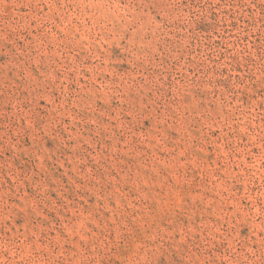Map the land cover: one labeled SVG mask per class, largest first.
<instances>
[{
	"label": "rangeland",
	"instance_id": "1",
	"mask_svg": "<svg viewBox=\"0 0 264 264\" xmlns=\"http://www.w3.org/2000/svg\"><path fill=\"white\" fill-rule=\"evenodd\" d=\"M0 264H264V0H0Z\"/></svg>",
	"mask_w": 264,
	"mask_h": 264
}]
</instances>
